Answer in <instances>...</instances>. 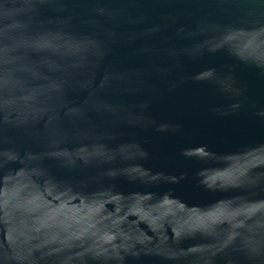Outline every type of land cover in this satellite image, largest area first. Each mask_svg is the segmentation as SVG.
<instances>
[{
    "label": "water",
    "instance_id": "water-1",
    "mask_svg": "<svg viewBox=\"0 0 264 264\" xmlns=\"http://www.w3.org/2000/svg\"><path fill=\"white\" fill-rule=\"evenodd\" d=\"M0 264H264V0H0Z\"/></svg>",
    "mask_w": 264,
    "mask_h": 264
}]
</instances>
